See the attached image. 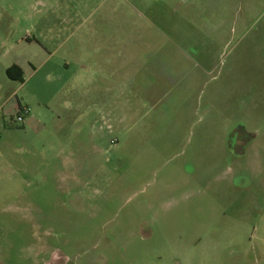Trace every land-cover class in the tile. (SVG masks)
Returning <instances> with one entry per match:
<instances>
[{
    "label": "rangeland",
    "instance_id": "obj_1",
    "mask_svg": "<svg viewBox=\"0 0 264 264\" xmlns=\"http://www.w3.org/2000/svg\"><path fill=\"white\" fill-rule=\"evenodd\" d=\"M61 20L113 46L115 92L59 90L65 50L20 92L0 264H264V0H0L4 38L54 50Z\"/></svg>",
    "mask_w": 264,
    "mask_h": 264
},
{
    "label": "crops",
    "instance_id": "obj_2",
    "mask_svg": "<svg viewBox=\"0 0 264 264\" xmlns=\"http://www.w3.org/2000/svg\"><path fill=\"white\" fill-rule=\"evenodd\" d=\"M69 22L67 20L60 21V27L63 25L61 31H67V35L54 50L47 48L46 44L41 46L34 43L33 39L28 36L15 40L9 35L4 38L0 30V140L3 133L12 131L9 127L13 126V122L23 108L29 110L22 122L23 127L29 128L34 123V115H30V100L26 96L20 97V92L28 87L30 80L42 68L56 66L57 69L58 64H52V59L63 50L65 51L61 68L64 66V69H61L59 74V90L77 98L90 93L93 96L109 97L111 93L115 92V86L111 83L117 76L114 68L116 62L113 57V46L110 44H85L84 40L69 46L75 32L73 30L68 33L72 28ZM7 33H11V31L8 30ZM90 50L91 56L88 55ZM33 65L35 68L30 69ZM15 66L24 74L25 79L21 83L10 79L7 75V70ZM86 72H91L87 73L91 74L90 89L87 86L89 78L86 77L87 74L84 75ZM49 76L50 74L47 75V77ZM99 103L98 101L93 107L108 109L113 105V101L109 99H104V104L99 105Z\"/></svg>",
    "mask_w": 264,
    "mask_h": 264
},
{
    "label": "trees",
    "instance_id": "obj_3",
    "mask_svg": "<svg viewBox=\"0 0 264 264\" xmlns=\"http://www.w3.org/2000/svg\"><path fill=\"white\" fill-rule=\"evenodd\" d=\"M7 75L10 79L23 82L22 71L16 66L8 69Z\"/></svg>",
    "mask_w": 264,
    "mask_h": 264
},
{
    "label": "built area",
    "instance_id": "obj_4",
    "mask_svg": "<svg viewBox=\"0 0 264 264\" xmlns=\"http://www.w3.org/2000/svg\"><path fill=\"white\" fill-rule=\"evenodd\" d=\"M29 113V110L26 108H23L20 112V114L16 117L15 122L17 123H22L24 121V117L25 115H27Z\"/></svg>",
    "mask_w": 264,
    "mask_h": 264
}]
</instances>
